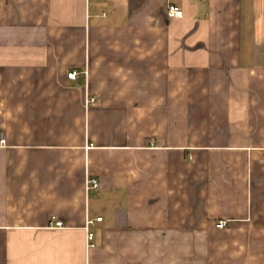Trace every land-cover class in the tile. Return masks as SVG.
Here are the masks:
<instances>
[{"label": "crops", "instance_id": "1", "mask_svg": "<svg viewBox=\"0 0 264 264\" xmlns=\"http://www.w3.org/2000/svg\"><path fill=\"white\" fill-rule=\"evenodd\" d=\"M1 139L0 264H264V0H0Z\"/></svg>", "mask_w": 264, "mask_h": 264}, {"label": "built area", "instance_id": "2", "mask_svg": "<svg viewBox=\"0 0 264 264\" xmlns=\"http://www.w3.org/2000/svg\"><path fill=\"white\" fill-rule=\"evenodd\" d=\"M166 13H167L168 18L181 19L183 17V12L179 8L174 7V6H169L166 10ZM77 76H78V72L75 70H72L67 74V78L70 80H75L77 78ZM95 102H96V100L93 96L87 95L84 98L85 106L92 105ZM0 144L1 145L4 144L3 139H1ZM85 188H86V190H97V188H98L97 181L93 178L86 179ZM101 221H102L101 218H96V219H88L85 222L84 231L86 234V236H85L86 244H87L86 247L88 249L93 247L92 241H93V237H94L92 232L90 231V228L92 226H94L95 224L101 222ZM48 226L50 228H56V229L63 227V225L60 221H53V219H52V221H50ZM225 226H226L225 221H218L216 223V228H218V229H224Z\"/></svg>", "mask_w": 264, "mask_h": 264}]
</instances>
